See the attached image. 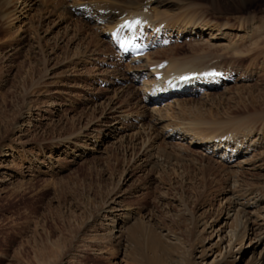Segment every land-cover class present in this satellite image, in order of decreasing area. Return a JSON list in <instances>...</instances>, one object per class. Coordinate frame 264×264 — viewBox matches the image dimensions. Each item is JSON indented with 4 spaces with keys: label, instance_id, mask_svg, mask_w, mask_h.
<instances>
[{
    "label": "rangeland",
    "instance_id": "1",
    "mask_svg": "<svg viewBox=\"0 0 264 264\" xmlns=\"http://www.w3.org/2000/svg\"><path fill=\"white\" fill-rule=\"evenodd\" d=\"M165 1L160 10L171 24L190 20L194 27L206 26L193 34L169 26L179 34H174L176 41L149 52L151 59L146 55L138 65L115 63L107 30L74 11L70 15L53 8L47 13L52 8L45 0L0 6V264H39L42 241H48L49 264H127L110 244L88 240L104 230L94 222L95 209L102 207V215L116 206V212L131 209L144 220L157 216L155 222L171 224L174 233L195 244L172 215L187 203L199 214L217 217L216 226L224 229L221 212L230 186L251 202L250 235L261 236L259 249L264 247V0ZM248 20L257 25L251 31ZM192 44L205 49L195 51ZM237 45L243 52L234 53ZM203 50L210 51L212 62L235 68L234 81L148 100L152 85L146 88L131 76L150 61L190 63ZM101 77L120 82L101 86ZM172 130L179 136H208L204 134L210 131L227 136L233 131L230 137L241 147L225 165L205 156L218 151L216 144L207 145L215 147L210 153L202 142L170 136ZM146 146L158 159L172 156L153 168ZM227 165L238 171L236 178L225 174ZM115 182L117 190L108 195ZM63 237L70 241L64 253L52 246ZM207 242L209 246L219 238L214 235ZM195 247L198 256L200 244ZM219 247L213 246L204 264ZM248 252L235 264H246Z\"/></svg>",
    "mask_w": 264,
    "mask_h": 264
},
{
    "label": "bare ground",
    "instance_id": "2",
    "mask_svg": "<svg viewBox=\"0 0 264 264\" xmlns=\"http://www.w3.org/2000/svg\"><path fill=\"white\" fill-rule=\"evenodd\" d=\"M12 1L14 0H0V6H2L3 4L9 5ZM164 1L165 0H95V2L92 1L93 3L91 2L87 4L93 9V11H87L84 12V14H88V12L90 13V18L88 17V20L86 19L88 22L90 21L96 26H99L98 24L102 23L101 27L104 26V30H109L110 36L113 35L116 26L122 23L125 19L134 16V14H139L145 22V27L151 29V31H153L157 25L168 27V30L171 31L172 28H170L169 26L172 25L176 26L179 29L178 32L188 30L191 31L189 32L190 34H193L195 30H200L201 26L202 28L206 26V24H196V26L194 27L195 24H193V22H190V20L180 21L179 23H177L178 21L176 20V22L171 24V19L167 18L166 11L160 10ZM169 1H171V4L177 5L180 3L190 4L192 0ZM213 1L216 3L217 0ZM30 2L31 1H29V3ZM45 3L46 6L52 8L51 10H48L47 13L52 14L54 11L53 8H58L61 9L64 14L70 15H75L73 10L78 11L80 10V7L85 4L83 0H59L58 2L56 0H45ZM53 4H55V6ZM153 4L155 5L154 7H152ZM196 5L192 4V7H195ZM143 7H146L147 11H145V9L143 10ZM81 13L83 12H80V14ZM245 23L248 25V27H250L249 31H251V27L255 25V22L251 20H248ZM245 23H242L241 25ZM83 26L81 28H83ZM30 28L35 27L33 24H31ZM155 40L157 39L155 36H153L152 42L154 43ZM190 47L195 51L200 50L201 48L205 49V47L201 44H192ZM240 48V45H237L234 46L232 50L234 51V53H241L243 51ZM148 53H146L147 58L151 59ZM210 55V51L203 50L201 54L194 57L195 61H192L190 63L180 62L179 60L173 59L167 61L166 66L162 70L163 77H160L158 79L154 78L157 85L161 86L162 89H155V86L152 85L147 99H162L167 98L168 95L169 97L172 96V93L168 94V89L172 86L169 85L170 82L166 80L168 77H171V79L186 75L195 77L197 84L193 87L187 88V92L196 91V89L198 90L202 85H204L206 88L217 87L216 83H214V81L209 78V75H207L210 71L221 70L227 76L228 73H230L231 75L233 73L231 69H224V67H222L219 63H209L211 61ZM155 64L159 65L160 62L150 61L147 65L149 66V68H151V66H154ZM155 72L156 69H154V71L152 72L153 77L155 76ZM204 74L206 75L203 76ZM224 82L225 81H222V84ZM170 107L171 105H169V107L166 106V109ZM232 132L233 131H231L229 134L226 133L227 136L218 134L216 131H210V133L204 134L208 136H200L195 134L193 136H187V132H181L180 136L182 137V139L189 137L192 142H212L214 140L213 142L217 144L216 149H218V151H216L214 147V150L211 151H216L215 154L213 153L211 155H204L207 156V158L208 156L212 157L210 158V160L214 159V161L217 163L224 162L226 165L231 162L232 156L235 154V152L237 154V149L241 147L240 143L239 146L235 147L236 145H238V141L232 140L233 138L230 137L232 135ZM217 136L221 137L219 143L216 140L218 138ZM224 140L226 141V143ZM222 145L224 149H221ZM144 152L148 154V165L153 168L156 165H159L160 162L163 161V159L167 160L172 156L171 154L166 153L167 157L164 158L163 156V158L161 157L158 159V157H156L157 154L154 156L152 149L149 146L145 147ZM242 152H245V150ZM223 171L230 178H234L235 174H238V171L235 170V167L231 165H227L226 167H224ZM236 180L233 179L231 181L232 184H234ZM115 184H113V187L109 190L108 195H112L113 192L117 190L118 185L116 184V186ZM234 193L235 192H233V188L230 186L229 192L227 193L230 195L226 197L227 205L222 209L221 212V215L224 214L225 216V219L223 221L224 229L216 226V223L219 224V220L217 217H206L204 214H199L198 212L190 209L187 206V203L183 205V209L179 214L172 215L174 222L179 223V225L183 224L186 227V236H189V238L191 239L195 238L196 243L200 244L201 250L198 256L196 255V251L198 250V248L195 247L196 243L193 244V242L192 244H188L186 237L180 236L179 234L173 232L171 224H166L164 221L155 222L157 216H152V218L149 220H144L143 218L140 219L131 209H124L121 213H118L116 212L118 210L116 206L109 208L108 213L104 215H102L100 212L103 207L101 209H95L94 212H97V215L94 218V222H97V225H99V227L104 230L103 232L92 234L91 236H89L88 240L98 243L99 245H104L105 243L110 244L114 249H118L119 251H121L123 256L127 259V264H204L205 257L207 256L209 251H214L213 246L216 245H220L219 251L215 252V256L211 259L210 262L206 264H215V262L216 264H235L237 260L241 258L248 250L250 256L247 259L246 264H264V247H261L259 249L263 239L261 236H257V234L255 237H251L250 235L251 228L250 220L247 216V207L251 205V202ZM160 218L161 217L159 216V219ZM214 235H217V237L219 238V242L212 243L208 246L207 239L213 238ZM63 238H65V240L63 241L61 239L56 240V242L52 241V246L63 249L62 253H64L65 246L70 245V241L67 239V237ZM248 241H250L249 244ZM47 245L48 241L47 243H45V241H42L41 247L39 246V255H37L36 257L39 264H49L48 261L50 260V257L52 258L50 251H48V249L46 250ZM30 252L31 250L26 251L25 255L28 256ZM21 256H23V254Z\"/></svg>",
    "mask_w": 264,
    "mask_h": 264
}]
</instances>
